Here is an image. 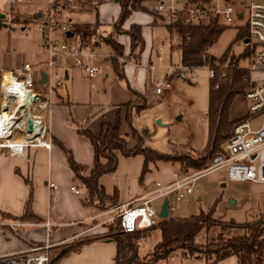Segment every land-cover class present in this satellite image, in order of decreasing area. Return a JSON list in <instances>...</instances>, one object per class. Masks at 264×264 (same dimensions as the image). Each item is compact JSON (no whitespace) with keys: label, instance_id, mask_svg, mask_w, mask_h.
Masks as SVG:
<instances>
[{"label":"crops","instance_id":"obj_1","mask_svg":"<svg viewBox=\"0 0 264 264\" xmlns=\"http://www.w3.org/2000/svg\"><path fill=\"white\" fill-rule=\"evenodd\" d=\"M25 1L29 2L30 0H24L21 4ZM87 2L88 7L94 5V7H90V10L94 8L92 10V13L95 14L94 22H97L100 29L97 33L100 35L109 33V27L119 11L116 1L99 0L96 4H92L93 0ZM67 3L69 5V2ZM16 5L18 4L9 0L7 17L11 23L24 24L26 31L28 30L27 23L30 22L29 15H27L29 14L28 6L21 7V5L17 8ZM43 7L32 12V21L36 20L34 16L39 14ZM25 18H27L26 21ZM151 18L152 15L149 13L132 12L121 28L127 30L132 25L140 27L143 48L137 58L142 65L154 66L150 61L152 30L149 25L153 24ZM66 20L70 25L92 24L91 22L71 23L69 17H66ZM3 27L5 25L2 24L0 18V28ZM41 39L42 35L38 31L36 50L30 54L29 61H25L24 58H15L12 61L8 56L5 64L0 63V81L16 68L23 64H29L33 68L34 90L44 94L45 86L43 84L46 77L43 78V74H47L48 69L45 66L46 55L39 44L40 50L37 47V42L40 43ZM111 39L121 46V57L127 55L128 37L115 34ZM146 43L148 49L145 52ZM98 45V49L103 54H98V49H96L95 52L98 56L91 60V63L99 68V73L94 79H86L80 70L72 67L68 58L59 59L55 69L52 70L62 79V86L54 88L50 97L51 105L48 108L35 111L45 129L44 141L49 142V149L26 147L23 153L17 157H9L5 150L0 149V217L3 214L10 218L21 217L24 203L30 195L29 211L31 216L36 219V221L22 223L13 220H9L8 224L0 222V256L20 252L47 241L50 244H61L51 250L49 264H114L115 244L110 238L101 235L105 230L104 226L111 222V217H107L110 213L99 212L95 208L86 207L81 203L85 192L78 182L74 181L64 152L70 155L75 164L89 168L92 164V148L88 139L80 135L77 130L86 131L93 137H97L103 122L112 127L117 119L119 134L125 137L127 147L133 148L134 143L125 123L126 110L124 106L134 100L133 93L142 94L145 99L149 92L153 93L151 76L154 68L148 70L143 67L135 68L129 64H122L120 70L122 78H118L112 67L111 49L103 42V38L98 42ZM155 55L156 58H159L157 52ZM164 67L160 66V69L164 70ZM249 78L251 82L261 81L264 79V74L252 73ZM52 81H55V78H52ZM164 98L165 96L163 100ZM232 111L233 105L230 107V114ZM245 113L246 110L241 112L237 118ZM141 167L142 163L137 156L133 158L118 156L116 170L111 175L101 178L99 185L102 186L107 196H112L114 192L117 193V205L129 203L153 191L147 192L143 188L146 173L143 175V179L141 178L137 183L139 188H134V181L129 182L131 179H136L138 175L140 176ZM118 173L123 174V179L117 182L115 177ZM48 184H53L55 189H48ZM129 184L131 188H129ZM249 186L258 189V191L264 190V184L249 183ZM243 218L242 216L240 219H231V222L238 225L248 223L244 222ZM44 223L49 226L47 230L43 227ZM150 233L154 234L156 230H151ZM82 237L91 239L78 244V240ZM73 243H77L78 247L64 254L60 253ZM171 257L180 258L177 253H174L166 260L155 264L173 263L168 262ZM183 260L190 261V259ZM198 264L207 263L203 261ZM215 264H239V262L235 256H230Z\"/></svg>","mask_w":264,"mask_h":264},{"label":"built area","instance_id":"obj_2","mask_svg":"<svg viewBox=\"0 0 264 264\" xmlns=\"http://www.w3.org/2000/svg\"><path fill=\"white\" fill-rule=\"evenodd\" d=\"M12 1L21 4L24 0ZM67 9L66 0H47L35 20L42 35L39 46L46 55L45 66L48 69L43 84L44 94L35 92L33 68L29 64L16 68L0 81V115L7 116L0 129V149L5 150L9 157L20 156L26 147L49 149V142L44 141L45 129L35 111L48 108L54 88L62 86L60 76L52 72L59 59L68 58L72 67L80 70L86 79H94L99 73V68L91 63V60L98 56L95 52L99 47L98 36L92 35L82 39L73 34L65 17ZM150 9L155 16L168 18L172 23L179 22L184 26L213 23L225 29H243L247 34L246 44L254 48L253 56L247 62L245 70L249 75L264 74V0H157ZM66 32H70L71 36L67 37ZM172 37L177 44L182 40L176 33H173ZM208 49L205 50L207 54ZM116 59L120 64H129L135 68H154L140 64L138 58ZM181 68L166 67L167 72H170L163 79L151 82L153 94L159 96L169 90L172 69ZM202 68L207 71L208 79L214 81L223 77L227 66L214 63ZM52 78H55V81H52ZM251 83L243 94L246 102L245 118L232 126L229 136L220 142L218 153L212 156L204 169L193 175L173 173L168 184L156 183L152 192L106 211L113 213L110 221L118 220L122 234L157 228L160 219L151 203L169 195L178 200L183 195L190 194L192 180L197 176L223 170L227 181L264 184V79ZM213 87L216 88L217 84L214 83ZM27 119L32 122L30 132L26 130ZM34 125L42 128L39 140L31 138ZM47 187L55 189L53 184H48ZM43 227L46 230L49 228L47 223H44ZM60 245L46 241L20 252L1 255L0 264H49L51 250Z\"/></svg>","mask_w":264,"mask_h":264},{"label":"rangeland","instance_id":"obj_3","mask_svg":"<svg viewBox=\"0 0 264 264\" xmlns=\"http://www.w3.org/2000/svg\"><path fill=\"white\" fill-rule=\"evenodd\" d=\"M87 1L88 0H66V4L69 2L70 6L67 5L68 9L65 11V15L67 14L65 17H69V19H71V23L91 22L92 24L78 25H86L96 28L93 35L98 36V42L103 38V42L106 43V40L116 33H114L111 29L109 33L105 35L97 33L100 29L97 22H94L95 14L92 13L94 8L90 10V7L92 8L94 5L88 7L86 5V3H88ZM98 2L99 0H93L92 4H96ZM46 3L47 0H30L29 2L25 1L21 4L22 6L19 4L16 5L17 8L25 5L28 6L27 8L29 9V14L27 15H29L28 19L30 22L27 23L28 30L25 31L24 24L17 22L11 23L7 17L9 0H0V18L2 24L5 25V27L0 28V63L5 64L8 56L12 61L15 58H24L25 61H29L30 54L36 50V40L38 38L37 25L34 20H31L33 16L32 12L39 7L44 6ZM111 4H113L112 1ZM152 5L153 4L149 6V10H151L150 8ZM149 14L152 15L151 21L153 22V24L149 25L152 30L150 61L154 65V70H152L153 72L151 71V81L155 82L163 79L165 75L170 72L165 70L166 67L180 66V56L179 51L170 50V45H173V47L178 45L177 41L172 37L174 32L171 33V39H169L165 30V27L172 23L171 20L155 16L151 11ZM24 20L26 21L27 18ZM70 28H74L73 25H70ZM237 31L238 29L236 27L224 29L217 38L216 42L209 47L207 55L217 59L227 49H229V53L227 52L224 54L225 56H238L242 54L244 48L246 47V43L243 44L242 42L235 40ZM38 44L39 43L37 42V47L39 48ZM147 49L148 44L146 43L145 52ZM155 52L158 53L159 58H156ZM97 53L103 54L100 49H98ZM206 65L208 64L201 67H194L192 69H172L170 89L157 96L162 99L157 98L152 92H149V94L146 95L144 109H141L138 112L132 110L130 126L141 135L143 139L142 146L144 148L155 151L161 155H168L170 153H173L175 156L188 154L191 157L194 156L195 152L198 153L204 149L207 142V130L204 114L207 109V93L210 83L207 71L202 68ZM226 65L227 63H224V66ZM246 65L247 61H245V59H241L238 62L237 68L245 70ZM160 66H165V69H160ZM42 70H45V68H42ZM246 74L248 81L251 83L249 78L250 75L247 72ZM247 89H245L241 95H237L232 98L228 108L227 120L229 122H234L233 125L245 118V115L239 118H237V116L246 110V102L243 98V94ZM164 96L165 98L163 100ZM134 104H136L135 106L138 104L140 105L141 101L136 99ZM232 105L233 111L230 114L229 111ZM224 138L225 137H220L217 141L218 151L219 144ZM137 157H139L141 163H143L141 157ZM206 164L208 165L209 163ZM177 166L178 168L179 166L182 167V171L185 170L183 164L176 165L159 163L152 165L151 163H148V171L145 172L146 174L143 180V188L149 192L155 189L156 183L161 185L168 184V182H171L172 180V174L179 173ZM206 166L202 167V169ZM202 169H188L186 171L187 174L185 175H193ZM122 176L123 174L118 173L117 177H115V181L118 182L123 179ZM131 181H134L133 185L135 189L139 188L137 185L139 175L136 179L129 180V182ZM129 188H131L130 184ZM164 199L166 200L168 206V218L171 219H187L191 216H197L200 213L204 215L210 214V220L213 221L214 225L210 226L209 231H201L194 238L195 243L204 242L206 237H214L215 240L219 239L223 241L232 234H238V230H221L222 225L229 226V223L238 225L231 222V219H240L243 216L244 222H248V224H252L260 220L264 222V190L258 191V189H253L249 186V183L227 181L223 170H217L197 176L192 180L190 194H185L178 200H175L173 195H169L162 199L153 201L151 203V207L158 212L159 206ZM112 216L113 213L107 215V217ZM0 222L4 224L10 223L9 220L3 219L2 217H0ZM112 228L113 227L108 228V226H106L101 235L105 238H112L115 236V233H117V230L115 231ZM150 232L151 231L144 233L142 238L137 243V255L139 257L149 254L152 247L159 241V231L156 230V233L154 234ZM96 236L98 237L100 235ZM89 238H80L78 240V244L84 243L87 241L86 239ZM78 244L73 243L63 250L75 248ZM168 260V262H173L168 264L203 263V261H187L180 259L179 257H171Z\"/></svg>","mask_w":264,"mask_h":264},{"label":"trees","instance_id":"obj_4","mask_svg":"<svg viewBox=\"0 0 264 264\" xmlns=\"http://www.w3.org/2000/svg\"><path fill=\"white\" fill-rule=\"evenodd\" d=\"M157 0H117L119 11L110 29L118 35L128 37L129 46L128 53L124 57L126 59L137 58L143 48V41L140 36V27L137 25L130 26L127 30H123L122 24L130 16L132 12L150 13L149 6ZM97 26V25H96ZM71 32L85 39L91 37L96 28L90 26L73 25ZM122 29V30H121ZM225 28L218 27L213 23L200 24L198 26H184L179 22H174L165 27L169 39L171 33L174 32L182 37L181 42L170 49L179 51L180 66L183 69H191L201 67L205 64L218 63L224 65L227 63V69L223 72V77L210 81L207 93V109L204 114L207 130V142L203 150L195 152L191 157L188 154L177 155L173 153L161 155L155 151L149 150L142 146L143 139L141 135L130 126V117L132 110L138 112L145 107V97L142 94L133 93L134 100L125 105L126 115L125 123L130 132V138L134 143V147L129 149L124 136L119 134V123L116 120L114 126H109L105 122L100 125L97 137H93L90 133L77 130L90 142L92 148V164L89 168L75 164L70 155L65 153L66 163L73 174L74 181L78 182L85 197L81 203L86 207H92L99 212H106L117 205V193L107 196L99 180L105 176L111 175L116 170L118 156L122 158H133L140 156L142 158V167L139 180L147 172V164H183L182 167L177 166V170L181 175L187 174L188 169L200 170L209 163L212 156L218 153L217 141L220 137H227L230 134L234 122L227 120V111L232 101L237 95H241L243 91L251 86L247 79L244 69L237 68L241 59L249 61L254 53V48L249 44L242 54L238 56H225L227 49L219 58L215 59L205 53L206 48L211 47ZM111 37V36H110ZM106 40V44L112 51L113 58L111 60L113 71L118 78H122L121 67L116 57L122 56V48L111 38ZM236 41L243 43L247 40V34L243 29L237 31ZM229 53V52H228ZM214 83L217 87L214 88ZM139 99L141 104L135 106L134 101ZM135 107V108H134ZM244 118V117H243ZM173 154V155H172ZM182 171V172H180ZM30 195L26 199L23 207L22 216L19 218H10L1 215L3 219L13 220L15 222L36 221L29 211ZM262 221V220H260ZM256 221L255 223H244L241 225L229 226L222 225L221 230L239 231L238 234H232L225 240H215L214 237H206L202 243H195L194 238L201 231H209L210 226L214 225L210 220V214L200 213L197 216H191L187 219H171L166 218L160 220L158 228L144 229L133 234H122L118 225V220H112L108 228L113 227L117 230L115 236L110 238L115 244L114 264H155L159 261L166 260L172 254L179 252L180 258L190 260H203L207 264H215L227 257L235 256L239 264H264V222ZM106 226H104L106 228ZM151 230L159 231V241L153 246L151 252L145 257L140 258L137 255L138 241L143 234ZM91 239V238H90ZM88 240V239H86ZM78 245L75 247L77 248ZM72 249L62 250L64 254Z\"/></svg>","mask_w":264,"mask_h":264},{"label":"water","instance_id":"obj_5","mask_svg":"<svg viewBox=\"0 0 264 264\" xmlns=\"http://www.w3.org/2000/svg\"><path fill=\"white\" fill-rule=\"evenodd\" d=\"M114 1H117V0H114ZM38 15L39 14H36L34 16V18L36 19L38 17ZM66 36L70 37L71 33L70 32H66ZM245 43H247V40L243 41V44H245ZM44 77H45V74H43V78ZM26 130L28 132L32 131V122L29 119L26 120ZM157 216H158V218L160 220L166 219L167 216H168V206H167V202H166L165 199L161 202V204L159 206V209H158V212H157Z\"/></svg>","mask_w":264,"mask_h":264},{"label":"bare ground","instance_id":"obj_6","mask_svg":"<svg viewBox=\"0 0 264 264\" xmlns=\"http://www.w3.org/2000/svg\"><path fill=\"white\" fill-rule=\"evenodd\" d=\"M31 115V114H30ZM32 116V115H31ZM7 119V116H1L0 115V129H1V126H3V122H5V120ZM41 131H42V128L41 127H38L37 125H34V128H33V132H32V136L31 138L33 140H39V137H40V134H41ZM2 133L0 132V135ZM9 146L12 147V145L9 143Z\"/></svg>","mask_w":264,"mask_h":264}]
</instances>
